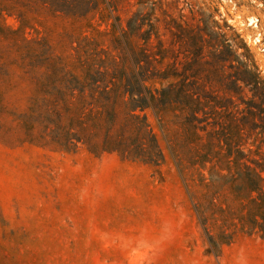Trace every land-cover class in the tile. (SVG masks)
Wrapping results in <instances>:
<instances>
[{"label":"rangeland","instance_id":"1","mask_svg":"<svg viewBox=\"0 0 264 264\" xmlns=\"http://www.w3.org/2000/svg\"><path fill=\"white\" fill-rule=\"evenodd\" d=\"M162 1L190 20L187 0ZM190 1L217 9L264 78L249 41L264 0ZM115 15L108 0H0V264H264L257 233L208 240L180 125L161 118ZM251 147L264 179V144Z\"/></svg>","mask_w":264,"mask_h":264},{"label":"trees","instance_id":"2","mask_svg":"<svg viewBox=\"0 0 264 264\" xmlns=\"http://www.w3.org/2000/svg\"><path fill=\"white\" fill-rule=\"evenodd\" d=\"M108 3L161 118L180 125L186 152L177 165L208 240L264 238V179L251 147L264 144V78L250 48L204 2L187 0L190 20L162 0Z\"/></svg>","mask_w":264,"mask_h":264},{"label":"built area","instance_id":"3","mask_svg":"<svg viewBox=\"0 0 264 264\" xmlns=\"http://www.w3.org/2000/svg\"><path fill=\"white\" fill-rule=\"evenodd\" d=\"M249 25L253 26L256 28V32L255 35L251 38V40L249 39V41L252 42V45L257 49V50H261L264 51V36L261 34V32L257 29L258 27V23H257V19H252L251 21H249Z\"/></svg>","mask_w":264,"mask_h":264},{"label":"bare ground","instance_id":"4","mask_svg":"<svg viewBox=\"0 0 264 264\" xmlns=\"http://www.w3.org/2000/svg\"><path fill=\"white\" fill-rule=\"evenodd\" d=\"M252 20V19H251Z\"/></svg>","mask_w":264,"mask_h":264}]
</instances>
